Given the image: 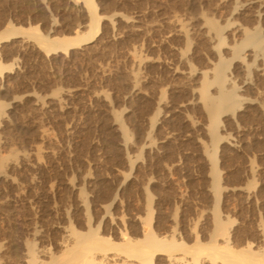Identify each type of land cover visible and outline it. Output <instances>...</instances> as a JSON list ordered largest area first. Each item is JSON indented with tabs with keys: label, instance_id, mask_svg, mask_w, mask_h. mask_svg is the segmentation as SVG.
Instances as JSON below:
<instances>
[{
	"label": "rangeland",
	"instance_id": "obj_1",
	"mask_svg": "<svg viewBox=\"0 0 264 264\" xmlns=\"http://www.w3.org/2000/svg\"><path fill=\"white\" fill-rule=\"evenodd\" d=\"M94 1L91 43L0 44L14 64L0 77V264L49 261L89 228L140 238L150 216L168 240L207 243L223 221L235 248L263 245L264 0ZM87 15L83 0H0V31L71 36ZM104 264L139 261L112 250Z\"/></svg>",
	"mask_w": 264,
	"mask_h": 264
},
{
	"label": "bare ground",
	"instance_id": "obj_2",
	"mask_svg": "<svg viewBox=\"0 0 264 264\" xmlns=\"http://www.w3.org/2000/svg\"><path fill=\"white\" fill-rule=\"evenodd\" d=\"M88 11L90 23L84 32H75L71 36L44 35L38 25L28 27L15 26L11 23L4 26L0 31V44L13 38L25 36L33 38L47 56L59 52L68 53L74 48L94 41L101 33V21L105 16L98 12V5L94 0H83ZM14 68L13 62L4 63L0 61V77ZM225 97V96H224ZM208 103L211 98L205 95ZM3 104L0 102V111ZM216 116V114H214ZM214 138L217 135L214 133ZM218 164L216 157H211V173L213 184L218 186L220 179L217 174ZM219 203L217 198L215 206ZM153 216L142 228L140 238L127 237L123 235L121 242H113L110 238L102 237L98 232L89 228L85 233L74 231L75 240L72 244H64L60 255H51L49 261L39 260L36 252L30 250L28 264H104L108 252L116 250L124 254L128 259H137L139 264H155L156 257L161 254L168 255V262L182 264L185 256H190L195 264H200L202 258L208 259L209 264H264V226L261 225L259 232L262 236L263 245L257 246L255 242H246L235 248L231 243V233L223 221H217L215 230L207 243L201 242L198 235L193 238V243L188 245L177 240L161 238L152 227ZM181 252L183 257H177L175 253ZM102 254V259L95 258V254Z\"/></svg>",
	"mask_w": 264,
	"mask_h": 264
},
{
	"label": "water",
	"instance_id": "obj_3",
	"mask_svg": "<svg viewBox=\"0 0 264 264\" xmlns=\"http://www.w3.org/2000/svg\"><path fill=\"white\" fill-rule=\"evenodd\" d=\"M89 23H90V17L87 15V16H85V19H84V23H83V25H84L86 28H88Z\"/></svg>",
	"mask_w": 264,
	"mask_h": 264
}]
</instances>
